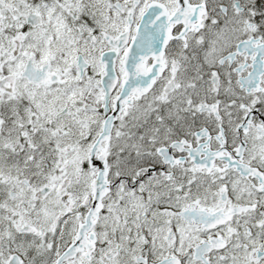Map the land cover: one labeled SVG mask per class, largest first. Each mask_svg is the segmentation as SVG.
<instances>
[{
  "label": "snow or ice",
  "instance_id": "6c2138e0",
  "mask_svg": "<svg viewBox=\"0 0 264 264\" xmlns=\"http://www.w3.org/2000/svg\"><path fill=\"white\" fill-rule=\"evenodd\" d=\"M0 264H264V0H0Z\"/></svg>",
  "mask_w": 264,
  "mask_h": 264
}]
</instances>
